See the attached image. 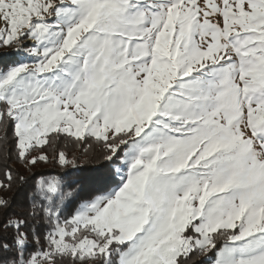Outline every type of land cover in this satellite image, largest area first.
<instances>
[{"label":"snow or ice","instance_id":"snow-or-ice-1","mask_svg":"<svg viewBox=\"0 0 264 264\" xmlns=\"http://www.w3.org/2000/svg\"><path fill=\"white\" fill-rule=\"evenodd\" d=\"M0 264H264V0H0Z\"/></svg>","mask_w":264,"mask_h":264},{"label":"trees","instance_id":"trees-1","mask_svg":"<svg viewBox=\"0 0 264 264\" xmlns=\"http://www.w3.org/2000/svg\"><path fill=\"white\" fill-rule=\"evenodd\" d=\"M44 170L47 171V172L52 173L53 175H55V174H56L57 172H59V171H63L62 169L54 168V167L51 166V165L45 166Z\"/></svg>","mask_w":264,"mask_h":264}]
</instances>
